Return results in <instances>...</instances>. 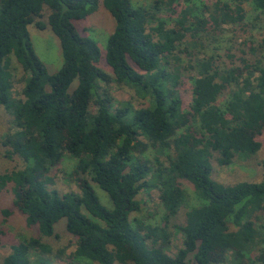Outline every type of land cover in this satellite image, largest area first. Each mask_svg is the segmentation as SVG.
<instances>
[{"label":"trees","instance_id":"trees-1","mask_svg":"<svg viewBox=\"0 0 264 264\" xmlns=\"http://www.w3.org/2000/svg\"><path fill=\"white\" fill-rule=\"evenodd\" d=\"M98 4L0 0V108L12 117L2 144L7 157L17 155L25 164L0 174V190L12 182L14 206L39 233L12 244L2 264L47 260L50 247L41 237L55 235L61 218L75 237V249L63 264H81L83 257L99 264H221L228 259L264 264V253L252 257L262 240L254 218L264 213V160L257 182L223 184L211 178L212 160L228 165L236 155L255 154L261 146L264 45L258 57L249 42L252 60L227 52L228 60L220 62L193 51L202 46L201 35L211 38L228 25L240 26L246 4L264 14V0H153L149 9L130 0H102L114 19L105 49L112 74L98 66L96 41L74 24ZM44 6L46 20L35 25L49 26L59 40L63 61L54 73L37 56L28 32ZM161 10L171 24L158 17ZM13 60L26 73L23 99L12 97ZM183 73L192 81L187 110L179 94ZM111 81L131 88L143 101L138 106L116 101L108 91ZM65 155L76 160L69 177L78 193L48 187L49 171ZM182 181L193 186L200 204L177 223ZM91 182L107 192L111 208L100 202ZM150 189L158 191L163 208L157 224L130 218L140 209L137 195ZM173 232L181 234V246L172 256L167 249Z\"/></svg>","mask_w":264,"mask_h":264},{"label":"rangeland","instance_id":"rangeland-1","mask_svg":"<svg viewBox=\"0 0 264 264\" xmlns=\"http://www.w3.org/2000/svg\"><path fill=\"white\" fill-rule=\"evenodd\" d=\"M135 6H143L150 8L153 0H130ZM198 3H210V0H196ZM246 12L242 24L230 26L228 25L222 32L212 36H202L199 38L200 44L193 48V51H199L200 54L214 55L219 61H227V52H233L236 56H245L252 60V55L249 52V42L257 47V56L262 54L259 50L260 44L264 45V14H261L253 9L250 4L245 5ZM42 17H34V21L28 25V32L37 56L45 64L49 73H54L62 65L61 47L57 36L52 32L49 26L44 29H39L35 25L36 21H45L47 16V7L42 10ZM158 17L165 19L171 24L165 10L157 12ZM74 24L78 32L82 35L93 38L100 50V60L98 66L106 73L112 74L111 68L105 61V49L107 38L114 28V19L107 9L103 6L102 0H99L96 11L85 17L84 19L75 20ZM242 27V28H241ZM244 42V43H243ZM261 50H264L261 48ZM243 52H245L243 54ZM261 53V54H260ZM183 56V55H182ZM184 59V57H183ZM13 64L16 67L15 81L11 89L12 97L23 99L22 87L25 82L26 73L18 66L15 60ZM76 81L73 82L75 86ZM191 84L192 81L187 74H182L181 85H179V94L182 97V109L187 110L191 99ZM104 87L103 85H101ZM108 91L116 101L129 100L134 106H138L143 101L135 92L123 84H117L111 81L108 85ZM226 96L219 99V105L224 104ZM90 110L94 111V106L90 105ZM11 115L3 108H0V174L5 172H16L24 167V161L17 155L7 157V147L2 144L7 131L12 127ZM261 146L255 154H239L236 155L233 161L228 165H220L216 160L211 161L212 170L211 178L223 184H233L241 181L257 182L262 178L263 168L260 162L264 160V133L257 136ZM150 158V151L146 153ZM76 160L69 155H65L62 160L49 171V176L52 178V183L48 185L49 189H56L60 193L65 191L79 192V188L74 180H71L69 175L72 172ZM91 185L98 196L100 202L107 208L112 207L111 200L106 191L101 189L98 184L91 182ZM184 189V200L178 210L175 222L183 223L185 221V212L190 208L200 204V199L196 196L193 186L182 181ZM140 201V209L132 212L130 218H137L146 223L157 224L161 222L163 208L160 205L158 191L150 189L141 191L137 197ZM203 199H201L202 201ZM10 210L9 215L3 214V210ZM257 216V218H256ZM254 218L255 226L259 231L260 240L252 251V257L255 259L261 252L264 253V213H258ZM231 228L233 226L231 225ZM0 264L3 257L10 250L11 245L19 242L23 238L31 236H39L36 227H29L25 222V216L13 204L12 182L0 190ZM55 235L46 237L42 236L41 241L50 247V252L46 254L47 260L32 257L31 264H63L64 256L70 254L75 249V237L66 230V219L61 218L54 225ZM181 246V234L173 232L171 236L170 246L167 249L169 255H174L177 249ZM63 250V252H59ZM57 256H59L57 259ZM231 256L228 252L227 258ZM81 264H99L88 258H82ZM119 264V263H115ZM221 264H231L226 262ZM250 264V261H246ZM254 264H259L255 261Z\"/></svg>","mask_w":264,"mask_h":264}]
</instances>
